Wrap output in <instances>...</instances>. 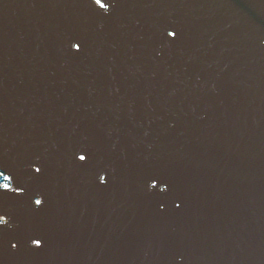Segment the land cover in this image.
<instances>
[{"label": "water", "instance_id": "obj_1", "mask_svg": "<svg viewBox=\"0 0 264 264\" xmlns=\"http://www.w3.org/2000/svg\"><path fill=\"white\" fill-rule=\"evenodd\" d=\"M101 2L0 0V264H264V0Z\"/></svg>", "mask_w": 264, "mask_h": 264}, {"label": "snow or ice", "instance_id": "obj_2", "mask_svg": "<svg viewBox=\"0 0 264 264\" xmlns=\"http://www.w3.org/2000/svg\"><path fill=\"white\" fill-rule=\"evenodd\" d=\"M95 3L98 4V5H100L101 8L106 7V5H105L104 3L101 2V0H95ZM75 46H76L77 48H79V44H76ZM80 158H81V159H84L83 156H81ZM37 203H39V201H37Z\"/></svg>", "mask_w": 264, "mask_h": 264}]
</instances>
